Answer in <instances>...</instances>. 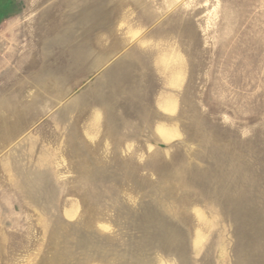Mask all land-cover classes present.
I'll list each match as a JSON object with an SVG mask.
<instances>
[{
  "label": "rangeland",
  "instance_id": "374dc122",
  "mask_svg": "<svg viewBox=\"0 0 264 264\" xmlns=\"http://www.w3.org/2000/svg\"><path fill=\"white\" fill-rule=\"evenodd\" d=\"M173 256L264 264V0H0V264Z\"/></svg>",
  "mask_w": 264,
  "mask_h": 264
},
{
  "label": "clouds",
  "instance_id": "9594fccd",
  "mask_svg": "<svg viewBox=\"0 0 264 264\" xmlns=\"http://www.w3.org/2000/svg\"><path fill=\"white\" fill-rule=\"evenodd\" d=\"M140 163H143V161H141ZM173 260H174V264H179V259L175 256H173Z\"/></svg>",
  "mask_w": 264,
  "mask_h": 264
}]
</instances>
